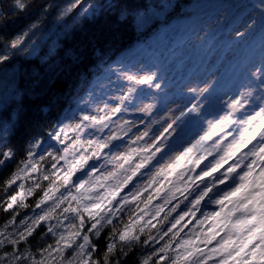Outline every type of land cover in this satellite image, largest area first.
Wrapping results in <instances>:
<instances>
[{"label": "clouds", "instance_id": "obj_1", "mask_svg": "<svg viewBox=\"0 0 264 264\" xmlns=\"http://www.w3.org/2000/svg\"><path fill=\"white\" fill-rule=\"evenodd\" d=\"M7 4L12 16L19 13L27 15L26 10L32 7L39 11L12 33L3 32L7 13L0 15V68L13 60L33 59L34 50L47 42L49 21L54 22L60 32L49 45V57L44 61L46 66L34 68L31 74L30 98L47 100L41 107L42 118L35 132L25 138L26 147L22 152L0 149V171L11 164L7 175L0 178V217L6 218L0 224V264H39L41 260L47 264L46 256L50 250L55 252V264H69V261L72 264H84L85 261L88 264H145L149 258V264H160L164 254L159 253V249L170 236L164 240L160 237L175 218L189 209H194L198 217L216 211L219 206L215 201L233 188L246 170L241 168L225 175L232 163L240 160L247 163L245 157L251 147L241 149L231 161L211 171L228 145L238 139L246 121L264 110V59L255 66L246 63L234 78L222 83L220 74L210 63V57L207 60L203 57L186 59L185 71L177 76L171 70L165 71L160 62L149 64L139 60L132 65L123 63L121 57L130 48L119 53L115 48H110L108 53H100L97 49L93 59L98 70L103 68V72H94L91 77L81 73L73 78L69 75L70 65L78 54L73 53L71 57L66 54L68 63L60 58L53 59L60 46L58 40L65 36L70 38L74 31L82 28L92 18V12L105 8V0H23V3L21 0H7ZM175 8L171 0H146V7L138 13L143 17V26L137 30L135 21L133 24L135 38L132 47L139 44L151 49L154 42L163 38L164 49L172 48L179 42L181 47L199 52L212 51L219 40V36H212L216 31L215 24L201 23L198 18H193L181 36L169 20ZM248 30L245 28L240 32L237 39ZM146 77L149 79L140 83ZM101 90H104L103 96L100 95ZM236 101L240 103L234 111L232 105ZM146 105L150 110L145 109ZM104 115L110 119L99 131L103 133L107 128V134L103 139L96 136L92 141L103 142L106 148L100 155H93L91 150H78L77 157L87 155L89 159L73 174L71 184L59 187L55 194H50V200L41 203L55 179V172L64 167L60 157L64 155L69 141L62 138V130L67 126L80 125L77 133H72V138L77 134L81 137L85 130L97 127L91 120H84L85 116L97 118ZM226 117L228 121L215 129V135H210L214 126ZM121 135L129 139H118ZM133 145L151 147L138 153L126 166L130 169L135 163L144 161V166L119 197L108 201L105 208L97 210L91 217L82 210L65 212L69 201L56 207L62 197L75 192L76 185L81 181L91 185L96 175L112 172V157L128 151ZM189 147L193 148L189 154L193 162L185 159L183 166L174 173L181 179H171L149 208L137 211V203L123 202L124 195L144 186L159 167L175 162L176 157ZM201 156L204 159L195 164ZM33 164L39 166L37 172L31 171ZM126 169L110 177L106 184L116 186L118 180L130 175ZM93 170L96 175H90ZM206 170L209 174L203 176ZM197 176L200 178L192 179L187 191L179 192L174 200L165 205L174 188ZM21 188L24 189V197L11 210L8 209L11 196ZM102 193L103 188L89 195L99 197ZM202 194L204 198L200 204L193 206V201ZM96 202L89 199L83 204ZM160 205H165L164 211L156 216ZM177 205V211L171 213V208ZM49 210H52L51 217L35 226L38 217ZM141 216L145 219L136 223ZM65 220L68 222L67 232L63 230ZM29 229H32L30 233ZM126 230H130L131 235L122 240L120 237ZM69 231L79 235L71 241L70 247L56 252L58 246L63 247L61 236H67ZM85 236L89 238V243L81 251L80 245L84 244ZM167 255L165 264H172L173 252Z\"/></svg>", "mask_w": 264, "mask_h": 264}, {"label": "trees", "instance_id": "obj_2", "mask_svg": "<svg viewBox=\"0 0 264 264\" xmlns=\"http://www.w3.org/2000/svg\"><path fill=\"white\" fill-rule=\"evenodd\" d=\"M263 1L171 0L176 8L169 20L181 36L185 34L186 27L193 18H198L201 23L216 19L214 23L216 31L212 33V36H219V40H217L212 51L204 53L181 47L179 42L173 45L172 48L164 49L163 38L160 42H154L151 49L139 44L132 47V41L135 38L133 24L135 21L137 30L143 26V17L138 13L140 9L146 7V0H105V8L92 12V18L86 21L82 28L74 31L70 38L66 36L59 38L58 43L60 46L56 49V56L53 59L60 58L68 63L66 54L71 57L73 53H77L78 55L70 65L69 72V75L74 78L81 73L91 77L94 72H103V68L98 70V66L93 59V53L97 49L100 50V53H108L110 48H115L116 52L119 53L126 48H130V51L121 57L123 63L132 65L139 60L147 61V58H149L151 63L160 62L165 71L171 70L177 76L185 71L186 59L195 60L203 57L207 60L210 57L211 65L217 70L220 69V79L223 83L234 78L236 72L246 63L255 66L260 60L264 59V9L261 7ZM21 3H23V0H21ZM255 10L259 11L261 17L259 16L255 20L252 30L247 33L248 35L240 37L239 41L235 40L237 38H231L230 35L234 29L240 24L242 25L248 19L249 14ZM38 11V8L32 7L31 10H26L27 15L19 13L12 16L7 0H0V15L7 13L3 32H16L27 20L36 16ZM59 32L60 30L55 23L49 21L47 42L42 47L34 50L33 59L13 60L0 68V149H15L22 152L26 147L25 138L30 133L35 132L36 125L42 118L41 107L47 100L46 98L36 100L30 98V78L34 68L46 66L44 61L49 57V45L57 39ZM229 54H231V57H228ZM147 55H153L155 59ZM212 56H214L213 59ZM220 64L223 66L220 67ZM59 86L58 83L57 87ZM103 91L101 90L100 95L103 94ZM141 93L146 95L143 90H141ZM89 133V131L85 132L84 136L80 137L85 145L87 141L95 139L92 136L90 137ZM105 134H107V131L98 133V136L103 139ZM71 138L72 133H69V139L71 140ZM118 139L127 141L129 138L122 135ZM79 151L83 152L84 149L81 148ZM10 169L11 164L8 165V168L0 171V178L7 175ZM161 179L164 178L161 177ZM168 179L180 180L181 177H175L173 174ZM253 186L259 187L255 178ZM261 192H264V188H259L256 193L249 195L244 203H247L252 196H257V201L261 200L260 204L264 205V196L257 195ZM241 213L244 214L243 211ZM5 219L0 217V224H3ZM144 219L145 217H143ZM17 222H19V217ZM248 231V229L245 230V232ZM259 244L260 240L258 238L246 248L242 257L243 260L251 261V264H264V260L260 259L261 254L259 252L256 253V259L252 258V253L256 251ZM173 247L175 248V245ZM174 258L175 252H173L172 262ZM200 258L204 259L206 257H198L197 259ZM222 259L223 257H219L210 261L209 264H220ZM53 264H55V260Z\"/></svg>", "mask_w": 264, "mask_h": 264}, {"label": "snow or ice", "instance_id": "obj_3", "mask_svg": "<svg viewBox=\"0 0 264 264\" xmlns=\"http://www.w3.org/2000/svg\"><path fill=\"white\" fill-rule=\"evenodd\" d=\"M148 79L149 78L146 77L145 80H141L140 83H145ZM239 103L240 101H236L232 105L234 111L237 110V105H239ZM145 109L150 110L147 105ZM116 111H119V109H116ZM189 111H191V109H189ZM105 119L106 117H84V120H91L94 125L101 124ZM228 119L229 118L226 117L224 120L219 121L218 124L214 126L210 135H215V129L219 128L221 124L226 123ZM80 127V125H76L75 127L67 126L65 130H62V138L69 141L64 148V155L60 157L64 167L60 168V165H57L60 171L55 172V179L48 192L44 194V199L41 203L50 200L52 198L50 194H55L59 187L71 184L74 178L73 174L77 172L78 168L83 167L84 162L89 159L87 155H80L77 157L75 154L79 149L83 148L84 151L90 149L93 155H100L101 151L106 148V144L103 142L92 140L87 141L85 145L80 139L79 134L70 140L69 133H77ZM207 138L206 136L205 139ZM149 147H151V145L147 147L130 148L124 153L113 156L110 161L114 166L112 172H108L104 175H96L95 170H93L90 175H96L95 182L89 185L87 181H81L76 185L75 192H69L68 195L62 197L56 204V207L58 208L61 204L69 201V206L64 209L65 212L76 213L82 210L89 217L95 215L96 211L101 209L105 202L119 197L123 190L126 189L132 177L144 166V161L141 160L135 163V166L130 169H126V166L133 161V158L138 153L146 152ZM249 147H251V150L246 154V164L245 160H240L238 163H232L226 169L225 175L235 173L241 168H245L246 170L239 176L238 185L225 192L221 198L215 201V204L219 206L218 210L206 213L203 217H198L194 209L185 210L175 218L167 232L160 237L161 240H164L170 236V238L167 239V243L159 249V253L164 254L160 259V264H165L168 260L167 254L170 252H175V258L172 264H209L210 261L216 260L219 257H223L220 264H251V261H245L242 257L245 253V249L258 238L260 244L257 245L256 251L252 253V258L256 259V253L259 252L261 254L260 259L264 260V205L256 203L257 196H252L247 203H238V200L253 187L254 178L257 185L264 188V110L258 111L246 121V127L241 131L238 139L228 145L224 155L216 160L211 171H215L228 161H231L241 149H249ZM192 152L193 148L189 147L176 157L175 162L159 167L156 173L144 186L131 194L124 195L123 202L137 203V211H143L149 208L153 200H155L167 184L170 183L168 178L173 176L176 170L183 166L185 159L188 158L189 163L193 162L189 156ZM8 155H11V153H8ZM248 157L251 159H248ZM202 159H204L203 156L196 160L195 164H200V160ZM38 167V165L33 164L31 171L37 172ZM121 169L130 171V175L125 176L122 180H118L116 186L107 185L106 182L109 178L115 177ZM257 171L259 173L258 175H256ZM208 174V170L202 173L203 176H207ZM157 177H163L164 179H157ZM199 178V176L189 178V181L185 184L174 188L169 195L168 201H165V205H167L169 201L174 200L179 192L187 191L188 184L191 183L192 179ZM100 188H103L101 196L91 197L89 195V193L97 191ZM24 195V189L21 188L16 195L11 196L7 203V208L11 210L17 201L22 199ZM257 195L264 196V192L258 193ZM203 198L204 195L202 194L193 201V206L199 205ZM89 199H95L97 202L91 205L83 204L84 200ZM72 201H75L76 206L72 205ZM165 205L158 206L156 216H159L160 213L164 211ZM249 205H253L254 213L250 218L243 217L234 219L237 211L241 209L247 210L249 209ZM178 207L179 205L171 208V213H175ZM51 215L52 210H49L45 214L39 216L35 221V226H39L41 221L49 219ZM140 219H143V216L136 220V223H139ZM82 220L83 217H81V221ZM254 222L256 226L250 229L247 235H234L244 233L249 225H252ZM209 225H211V227H209ZM93 227H95V225ZM197 229H199V231H197ZM31 231L32 229H29V233ZM186 232H188V235H185ZM77 235H79L78 232L69 231L67 236H61L63 247L58 246L55 251L62 252L64 248L70 247L71 241L74 240ZM130 235V230H126L120 238L124 240ZM88 243L89 238L85 236L84 244L80 245L81 251ZM173 245H175V248ZM200 245H204V247ZM211 245L215 246L211 247ZM52 256L53 252L50 250L46 256L47 264H51ZM198 257L206 258L198 260ZM149 259L145 260V264H149ZM39 264H45V260H41ZM69 264H72V262L69 261ZM84 264H88V261H85Z\"/></svg>", "mask_w": 264, "mask_h": 264}, {"label": "rangeland", "instance_id": "obj_4", "mask_svg": "<svg viewBox=\"0 0 264 264\" xmlns=\"http://www.w3.org/2000/svg\"><path fill=\"white\" fill-rule=\"evenodd\" d=\"M263 2H264V1H263ZM261 7L264 9V3H261ZM210 8H211V7L209 6V9H210ZM259 16L261 17V14H259V11H258V10H255V11H253L252 13H250L248 19L245 20V21L243 22L242 25L239 23L240 25H239L236 29H234V31H233V32L231 33V35H230L231 38H237V35H238L240 32H242L245 28H248V29H249L248 32H247V33H249L250 30H252V28H253V26H254L255 20L258 19ZM215 21H216V19H210L208 22L215 23ZM249 25H251L250 28H249ZM247 33H246L245 35H248ZM235 40H238V41H239L240 39H235ZM147 56H148V57H152L153 59H155L153 55H147ZM228 57H231V54H229ZM213 58H214V56H212V59H213ZM147 59H148V60H147ZM147 59H146L147 62H148L149 64H152V63H151V60L149 61V58H147ZM155 62H156V61H155ZM219 66L222 67L223 65L220 64ZM217 71H218V73H219V72H220V69H218ZM101 96H103V94H102ZM101 107H103V105H102ZM103 117H106V119H105L101 124H97V127H96V128H92V129L85 130L81 136H84V133H85V132H88V131H89L90 133H92V134L90 135V137L92 136V137H94V138H95L96 136H98V133H102V132L99 131V128H100V127H103L105 124H107L108 120L110 119V117L107 116V115H104ZM97 118H100V117H97ZM104 131H107V128H105ZM121 136H122V135H121ZM114 138H115V137H114ZM133 148H136V146L133 145ZM256 175H258V171H257ZM253 180H254V179H253ZM238 183H239V182H238ZM238 183H237L235 186H237ZM235 186H234V187H235ZM259 188H261V187H260V186H259V187H255V186L251 187V188H250V189L244 194V196L238 200V203H244L245 199H246L249 195H251V194H253V193H256L257 190H258ZM99 190H102V188H100ZM90 196H91V195H90ZM91 197H93V196H91ZM260 202H261V200L256 201V203H258V204H260ZM72 203L75 205V201H72ZM106 204H107V202H105L104 206H103L101 209L105 208V205H106ZM217 210H218V207L216 208V211H217ZM242 211L244 212V214L241 213ZM253 214H254V213H253V205H249V209H247V210L241 209V210L237 211V212L235 213V217H234V219H239V218H241V217H242V218H243V217L250 218ZM140 220L143 221V219H140ZM67 224H68V222L65 220V221H64V229H63L65 232H67ZM255 226H256V224H255V222H254L252 225H249L248 230L254 228ZM209 227H211V225H209ZM197 231H199V229H197ZM247 233H248V232H244V233H238V234H234V235H247ZM81 243H82V241H81ZM200 246H201V247H204V245H200ZM214 246H215V245H211V247H214ZM55 258H56V257H55V252H53V256H52V258H51L53 262H54ZM200 259H201V258H200Z\"/></svg>", "mask_w": 264, "mask_h": 264}]
</instances>
